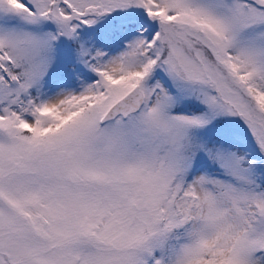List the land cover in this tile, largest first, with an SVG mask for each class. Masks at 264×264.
I'll use <instances>...</instances> for the list:
<instances>
[{
    "label": "snow or ice",
    "instance_id": "snow-or-ice-1",
    "mask_svg": "<svg viewBox=\"0 0 264 264\" xmlns=\"http://www.w3.org/2000/svg\"><path fill=\"white\" fill-rule=\"evenodd\" d=\"M0 264H264V0H0Z\"/></svg>",
    "mask_w": 264,
    "mask_h": 264
}]
</instances>
